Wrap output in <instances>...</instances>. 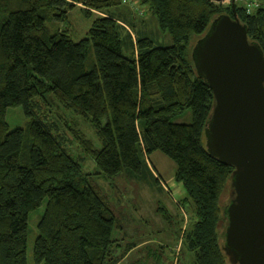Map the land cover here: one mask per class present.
I'll return each instance as SVG.
<instances>
[{
	"label": "trees",
	"instance_id": "16d2710c",
	"mask_svg": "<svg viewBox=\"0 0 264 264\" xmlns=\"http://www.w3.org/2000/svg\"><path fill=\"white\" fill-rule=\"evenodd\" d=\"M134 1L136 8L123 0H0V264H28L30 212L45 198L33 248L37 263L117 264L120 244L112 234L124 226L91 182L126 172L162 190L164 179L150 159L156 151L175 163L187 193L181 208L195 217L182 239L193 264H230L223 250L224 195L234 168L206 148L214 95L192 51L217 16H234L232 4ZM259 3L248 12L237 0L236 12L264 51V0ZM74 9L92 20L78 41L64 27ZM18 106L31 118L10 130L7 112ZM65 108L95 124L100 147L74 131L96 174L73 158L50 118L55 111L69 128ZM186 109L192 121L173 122ZM167 207L158 202L165 220Z\"/></svg>",
	"mask_w": 264,
	"mask_h": 264
},
{
	"label": "water",
	"instance_id": "95a60500",
	"mask_svg": "<svg viewBox=\"0 0 264 264\" xmlns=\"http://www.w3.org/2000/svg\"><path fill=\"white\" fill-rule=\"evenodd\" d=\"M231 4L234 16H217L192 57L214 95L206 148L234 168L223 250L230 264H264V51Z\"/></svg>",
	"mask_w": 264,
	"mask_h": 264
},
{
	"label": "rangeland",
	"instance_id": "374dc122",
	"mask_svg": "<svg viewBox=\"0 0 264 264\" xmlns=\"http://www.w3.org/2000/svg\"><path fill=\"white\" fill-rule=\"evenodd\" d=\"M243 1H252L260 4V0ZM229 2L226 1L224 4H229ZM258 6L254 7V9ZM130 7L136 8V5ZM76 9L70 12V19L64 23V27L68 28L65 33L78 41L87 37L86 32L92 20L86 18L79 9ZM147 18L149 20L148 16ZM60 28H63V24ZM132 31L135 35V31L133 29ZM166 43H170L169 37ZM64 110L65 112H62V115L68 123L70 122L69 128L62 120L57 118L55 111L50 113V118L57 120L58 132L62 134L68 151L73 158L78 160L85 170L96 174L97 167L94 159L84 150L75 135L76 132L80 131L85 137L94 141L96 147H100L101 141L98 139L95 124L89 118H85L71 109L65 108ZM30 118L24 113L21 106L9 108L6 116L10 130L24 127ZM172 120L178 123H190L192 121V112L190 109H186L182 113L173 116ZM158 156H162L167 163L163 168H160L157 164ZM150 159L165 178L175 168L173 161L159 151L151 154ZM156 175L161 178L159 173H156ZM144 180L132 178L124 172L121 176L112 180H108L102 175H95L93 182H91L99 194L101 193V195L107 197L106 199L112 210L120 218L124 226V228L117 227L112 234L113 239L118 240L120 244L116 247V254L121 257L117 264H193V252L186 245H183L182 242L184 229L188 226L187 223H190L191 218H195L193 213L190 212L189 214L187 205H185L187 211H185V208H181V200L175 195L174 185L170 186L166 182L167 180L163 181L162 190H158L157 187H151ZM226 194L227 196L224 195V198L229 197V190ZM158 202L168 206L169 220L163 219L158 212ZM47 203L48 198H45L40 207L30 212L27 240L28 264H42L34 260L33 248L38 235L37 223L40 216L44 213ZM132 244H134V247L127 250Z\"/></svg>",
	"mask_w": 264,
	"mask_h": 264
},
{
	"label": "crops",
	"instance_id": "0c3cea01",
	"mask_svg": "<svg viewBox=\"0 0 264 264\" xmlns=\"http://www.w3.org/2000/svg\"><path fill=\"white\" fill-rule=\"evenodd\" d=\"M153 154V153H152ZM174 163V162H173ZM157 164H158V166H160V168H163V166L165 165V164H167L166 163V161L162 158V156H158V162H157ZM173 165V164H172ZM174 165H175V163H174ZM155 166V165H154ZM175 168L172 170V173L171 174H169V176L167 177V178H165V177H163V175L161 174V172L159 171V169L155 166V168H156V170H157V172L162 176V178L164 179V181L165 180H167L166 182L171 186H173L174 185V192L176 193L175 195L177 196V198L179 199V200H183L186 196H187V193H186V190H185V188H184V186H183V184L181 183V182H178L177 180H176V178H175V170H176V165L174 166ZM166 195V197H168L167 196V194H165ZM168 208V207H167Z\"/></svg>",
	"mask_w": 264,
	"mask_h": 264
},
{
	"label": "built area",
	"instance_id": "2783aa9c",
	"mask_svg": "<svg viewBox=\"0 0 264 264\" xmlns=\"http://www.w3.org/2000/svg\"><path fill=\"white\" fill-rule=\"evenodd\" d=\"M229 2V1H227ZM123 3L127 4V5H130V6H135L137 4V1H134V0H123ZM259 4L258 3H255V2H252V1H249V2H246V8H247V11L248 12H252V10L254 9V7L258 6ZM122 25H124L126 28H128V30L134 35L132 29L130 28L129 25L121 22Z\"/></svg>",
	"mask_w": 264,
	"mask_h": 264
},
{
	"label": "clouds",
	"instance_id": "9594fccd",
	"mask_svg": "<svg viewBox=\"0 0 264 264\" xmlns=\"http://www.w3.org/2000/svg\"><path fill=\"white\" fill-rule=\"evenodd\" d=\"M227 1H230V2H231V0H227ZM225 2H226V1H225ZM230 2H229V3H230ZM223 3H224V2H223ZM131 34H132V33H131ZM132 36L135 37V35H133V34H132Z\"/></svg>",
	"mask_w": 264,
	"mask_h": 264
}]
</instances>
